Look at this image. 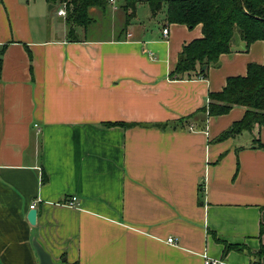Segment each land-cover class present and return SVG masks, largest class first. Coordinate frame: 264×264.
Here are the masks:
<instances>
[{"label": "crops", "instance_id": "crops-1", "mask_svg": "<svg viewBox=\"0 0 264 264\" xmlns=\"http://www.w3.org/2000/svg\"><path fill=\"white\" fill-rule=\"evenodd\" d=\"M48 4L0 0V264H40L33 231L56 263L264 264V127L215 141L246 107L205 112L210 92L264 63V41L235 36L206 77L176 78L201 24L150 10L162 27L76 38Z\"/></svg>", "mask_w": 264, "mask_h": 264}, {"label": "trees", "instance_id": "trees-1", "mask_svg": "<svg viewBox=\"0 0 264 264\" xmlns=\"http://www.w3.org/2000/svg\"><path fill=\"white\" fill-rule=\"evenodd\" d=\"M59 5L67 2L66 23L69 34H75L77 27L87 30L95 21L90 11L98 8L102 12L109 7L108 0H47ZM121 8L126 12V24L136 17L139 0H123ZM156 16L166 7L167 21L185 24L189 28L202 25V37L183 46L180 58L171 72L176 78L207 76L210 66L219 63L220 56L229 53L232 40L239 36L250 46L264 41V0H147ZM126 28L123 29V32ZM77 41L78 39L73 38ZM203 66H207L205 69ZM1 67V60H0ZM235 106H244L246 111L242 119L235 121L228 129L220 133L215 141H222L244 131H251L256 125L264 127V63H249L246 75L231 76L220 91L209 93V103L205 107L208 116L227 114ZM110 125L128 126L124 122ZM258 146H263L259 144ZM225 251H243L245 246L222 241ZM264 255V245L258 250Z\"/></svg>", "mask_w": 264, "mask_h": 264}, {"label": "rangeland", "instance_id": "rangeland-1", "mask_svg": "<svg viewBox=\"0 0 264 264\" xmlns=\"http://www.w3.org/2000/svg\"><path fill=\"white\" fill-rule=\"evenodd\" d=\"M122 2H124L123 0L120 1V8L119 10H115L112 8L111 5H109L108 9L104 12H102V10H100L98 8L97 9H93L90 11V14L95 18V21L93 23H91L87 30L83 27H77L75 34H73L71 37H76V38H84L85 36L87 38H105V37H110L113 33H119L121 31H123L124 28L130 27V25L137 23V22H143L146 25H148L149 27H162V24H159L158 22L151 21V19H149V16H151V12H150V6L147 0H139L138 4H137V17L131 19V23L129 25L126 24V12L123 8H121V4ZM48 7L47 9L49 8ZM118 6V7H119ZM165 12H166V7H164L159 13V18L158 20H162L165 19ZM50 16H53L54 19L56 20V11L55 9H52V12L50 13ZM56 16V17H55ZM137 19V20H136ZM52 20V27L53 30H55V28L58 29V22H63L61 18L58 17V22ZM158 25L154 26V25ZM124 33V32H123ZM123 36L126 37V34H123Z\"/></svg>", "mask_w": 264, "mask_h": 264}, {"label": "built area", "instance_id": "built-area-1", "mask_svg": "<svg viewBox=\"0 0 264 264\" xmlns=\"http://www.w3.org/2000/svg\"><path fill=\"white\" fill-rule=\"evenodd\" d=\"M108 2H109V5H111L113 9H117L119 6L118 5L119 0H108ZM67 8H68L67 2H61L57 8L58 15L65 17L67 15ZM168 31H169L168 28H164L163 34L167 35ZM76 201H77V197L74 196L68 202V204L73 206V204H75ZM35 206H36V204H31L30 208L33 209V208H35ZM167 240L170 243H176V241H177L174 237H169ZM201 257L203 260V264H232L225 257H213V256H210L209 254H207L206 252L202 253Z\"/></svg>", "mask_w": 264, "mask_h": 264}, {"label": "water", "instance_id": "water-1", "mask_svg": "<svg viewBox=\"0 0 264 264\" xmlns=\"http://www.w3.org/2000/svg\"><path fill=\"white\" fill-rule=\"evenodd\" d=\"M206 67L207 66H203L204 69ZM37 215H38V210L36 208L30 209V211L28 212V215H27L28 220L31 223V225H33V226H35L37 223ZM32 242H33V246L36 250V253L38 255L40 264H64V260L61 263L60 262L56 263L53 260L50 252L46 249L44 244L37 237L36 231H33Z\"/></svg>", "mask_w": 264, "mask_h": 264}]
</instances>
